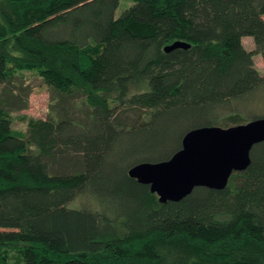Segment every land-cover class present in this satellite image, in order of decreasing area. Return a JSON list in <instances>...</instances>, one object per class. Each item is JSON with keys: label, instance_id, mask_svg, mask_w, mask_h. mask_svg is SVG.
I'll use <instances>...</instances> for the list:
<instances>
[{"label": "trees", "instance_id": "1", "mask_svg": "<svg viewBox=\"0 0 264 264\" xmlns=\"http://www.w3.org/2000/svg\"><path fill=\"white\" fill-rule=\"evenodd\" d=\"M131 1L116 15L119 0H0V264H264V141L224 188L178 201L127 175L264 83V0ZM175 40L190 46L165 51ZM22 68L51 89L24 133L11 116L28 103ZM168 113L193 124L166 144ZM137 134L148 140L123 141Z\"/></svg>", "mask_w": 264, "mask_h": 264}, {"label": "water", "instance_id": "2", "mask_svg": "<svg viewBox=\"0 0 264 264\" xmlns=\"http://www.w3.org/2000/svg\"><path fill=\"white\" fill-rule=\"evenodd\" d=\"M189 46L186 41L175 40L164 50ZM261 141L264 117L227 127H192L183 133L180 147L168 158L137 162L127 168V175L147 184L159 202L178 201L197 186L224 188L232 173L249 165L251 148Z\"/></svg>", "mask_w": 264, "mask_h": 264}, {"label": "rangeland", "instance_id": "3", "mask_svg": "<svg viewBox=\"0 0 264 264\" xmlns=\"http://www.w3.org/2000/svg\"><path fill=\"white\" fill-rule=\"evenodd\" d=\"M132 3L131 0H119L118 6L115 10V14L118 15L124 8L128 7ZM264 19V15H263ZM243 46L252 50L254 48L252 37L246 35L241 38ZM253 62L261 75H264V63L259 53H254ZM15 81L21 82L23 85H27L29 88V95L27 98V107L21 110L12 111L11 116L13 118L12 128L17 132L24 133L27 130V124L30 117L44 118L49 112L50 108V87L43 81V79L35 73L34 70L22 68L15 73ZM1 88V85H0ZM248 99L244 104L240 106V110L237 113H229V116L225 117V122L218 126L227 127L230 125L244 123L245 121L253 118L264 117V83L259 86L253 93L249 94ZM238 114V115H237ZM236 115V116H232ZM233 119H231L232 117ZM239 116V117H238ZM238 121V122H234ZM192 120L189 115H181L178 117L173 116L172 113L165 114L159 119L156 127L161 130V133L166 135V144L170 143L173 139L180 136L184 129L191 126ZM145 134H137L132 137L127 136V141L123 139L125 144L135 146L136 142L147 141ZM126 139V138H125ZM127 150V148H126ZM124 150V151H126ZM121 165L123 163H131L134 161V157L128 155L127 157L119 158ZM123 162V163H122ZM90 202L84 196L77 197L73 204L83 205L85 202ZM94 205V202L91 200ZM112 206V204H109ZM111 208V207H109ZM12 254L11 260L18 259L17 249L10 251Z\"/></svg>", "mask_w": 264, "mask_h": 264}]
</instances>
